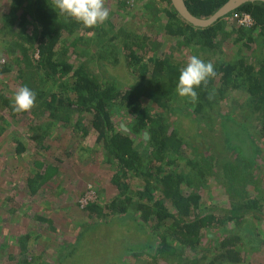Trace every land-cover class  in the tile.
<instances>
[{
	"label": "trees",
	"instance_id": "16d2710c",
	"mask_svg": "<svg viewBox=\"0 0 264 264\" xmlns=\"http://www.w3.org/2000/svg\"><path fill=\"white\" fill-rule=\"evenodd\" d=\"M161 1L167 2L170 7V10H165L168 19L164 30L173 38L174 48L181 50L187 58L196 55L205 62L213 61L216 71V76L209 80L207 87L202 84L195 88L198 99L193 110L173 102L180 70L184 68L174 59L177 52L162 57L151 56L149 63L144 64L142 56L136 52V47L142 49L144 43H134L133 38L128 40L125 35L114 33L111 20L106 21L108 29L103 33L96 27L84 28L74 20L66 22L52 8V0H12L8 14H2V46L6 47L9 60L0 68V74L16 71L19 87L27 86L35 91L36 101L30 111L17 114L12 110V99L2 95L0 135L9 129L11 121L18 123L22 119V124L27 122L17 132H12L13 141L17 144L16 154L21 157L27 152L26 143H35L44 151L48 149L45 142L56 125L69 128L75 122L74 129L79 131L81 120L78 121L77 116L88 114L91 116V129L84 130V136L92 130L97 142L102 145L107 164L116 165L112 183L119 189V196L107 206L116 212L115 217L111 219L110 214H104V208L98 202L88 204L85 211L88 219H92L89 226L83 228L74 243L60 248L53 264H63L68 256L76 253L79 240L90 231L99 234L113 232L116 237L126 238L127 235L129 239L132 234L135 241L129 240L126 254L137 259L145 258L147 264H183L186 263L185 254L198 250L204 252L202 260H209L207 264H240L243 256L239 246L259 237L253 218L264 215L263 199H250L246 193L235 189L231 196L232 199L237 196V199L230 210L202 211L201 196L184 194L182 189L183 184L192 186L190 178L165 171L164 163L174 165L175 161L170 157L179 154L185 146L192 150L201 169L212 168L213 157L207 155L211 145L199 133L198 120L193 114L202 113L207 106L213 105L215 99L235 90H243L249 96L248 104H243L242 110L250 109V116L255 115L264 139V3L248 2L211 27L196 28L179 15L170 0ZM228 1L185 0L192 15L200 19L212 16ZM145 9L150 10L151 5L146 4ZM243 14L253 20L248 29L237 22ZM76 31L80 36L67 44L66 39L69 40ZM88 34L96 37L99 59L104 58V49L109 47L111 40L113 43L121 36L114 49L109 47L110 52L115 54L116 61L123 59L124 67L141 72V80L131 77L132 80L126 82L112 76L115 79L112 84L103 85L86 65L65 60V56ZM109 34H112L111 40H108ZM228 41L233 46L241 44L235 59L222 57ZM76 50L75 56L80 53ZM104 67L106 69L108 65ZM147 76L152 84L145 82ZM143 100L146 104L142 103ZM149 104L167 110L174 120L166 122L165 116L156 114ZM185 120L196 125L192 135H181L180 125L186 124ZM122 122L128 125V130L122 129ZM221 125L225 145L234 155L235 162L224 165V175L232 182L243 175L239 171L242 165L239 162L244 161V165L254 162L257 148L244 124H239L233 115L229 119L223 118ZM147 156L152 160L145 163ZM58 171L59 167L54 164L34 161L33 171L29 172L31 176L26 181L27 195L33 198L42 194ZM132 178L143 179L144 191L137 192L139 198L131 212V186L126 180ZM233 189L230 187L227 191ZM18 190L12 188L14 196L8 199L19 197ZM156 193L161 197L158 200ZM165 201L172 205L173 212ZM37 220L45 224L51 222L41 216H36ZM226 223H232L237 233L232 235ZM134 227L148 236L146 241L139 240ZM21 247L27 250L26 243ZM207 247L209 249L205 250ZM211 252L215 253L209 259L207 255ZM200 261L191 262L197 264ZM118 264L128 263L118 261Z\"/></svg>",
	"mask_w": 264,
	"mask_h": 264
},
{
	"label": "rangeland",
	"instance_id": "374dc122",
	"mask_svg": "<svg viewBox=\"0 0 264 264\" xmlns=\"http://www.w3.org/2000/svg\"><path fill=\"white\" fill-rule=\"evenodd\" d=\"M128 1L130 2L128 3ZM11 2L12 0H0V68L9 60L6 47L2 46L4 33L1 30L4 21L2 14H8ZM146 4L151 5L150 10L145 9ZM105 6L109 8L108 20L113 22L114 33L125 35L128 40L133 38L134 43H144L142 49L136 47V52L142 56L144 64L149 63L148 58L151 56L162 57L177 52L174 59L182 66H186L188 58L181 50L177 51L174 48L173 38L166 35L164 30L168 19L165 10H170L167 2L161 0H105ZM234 20L230 22L234 24ZM105 24L106 22L96 26L97 30L101 33L107 32L108 27ZM104 26L105 28H103ZM125 28H127L126 32ZM76 32L69 40L66 39L67 44L72 43L74 38L80 36L79 31ZM9 34L12 36L11 33ZM10 35H7L8 38H11ZM121 36L112 43V34L108 35V40H111L109 43V47L112 46L111 50L114 49L118 40H121ZM95 38L94 34L84 36L64 59L77 65H86L103 85L112 84V81L115 80L112 76L126 82H130L131 77L141 80V72H134L131 68L124 67L123 59L120 60L121 62L116 61L115 54L110 52L109 47L104 49V58L99 59L97 57L99 48ZM240 45L239 43L233 46L230 41L226 42V53L222 57L235 59ZM75 50L80 52L76 56L74 55ZM103 64L108 65L107 70ZM148 65L151 66V64ZM17 75L16 71L0 74V97L6 95L12 99L16 89L19 88L20 81ZM150 81L147 76L145 82L152 84ZM173 99L175 104L191 110L195 108L197 102L193 103L187 97L182 98L178 93L174 95ZM248 100L249 96L243 90H235L228 93L227 96L215 99L213 105L207 106L202 113L193 114V117L198 120L199 133L211 145L207 155L213 157L212 168L201 169L192 150L185 146L182 147L179 154L170 157L175 161L174 165L167 166L164 163L165 171L190 178L192 186L187 187L183 184L182 189L184 194L194 193L201 196L202 211L208 209L230 210L237 199V196H234L233 199L231 196L234 195L232 192L235 189H239L242 194L246 193L250 199L264 200V139L255 115L250 116V109L242 110L243 104L247 105ZM145 102L143 100L142 103ZM149 107L156 114L164 115L166 122L174 120V118L171 119L172 114L167 110L160 109L154 104H149ZM232 115L239 124H244L253 145L257 148L255 151L257 157L254 162L249 165H244V161L239 162L242 163L239 166V171L241 170L243 175L232 181L233 183L224 175L226 174L224 165L235 161L233 152L225 145L221 125L223 118L229 119ZM76 119L81 120L79 131L74 129L75 122L69 128L56 125L51 136L45 142L48 149L44 151L35 143L30 142L29 145L26 143L27 152L21 156L22 158L16 154L17 144L13 141L12 132H17L27 122L22 124L21 119L18 123H12L11 120H8L11 121V126L13 124L16 126H10L0 135V264H53L52 261L57 258L60 248L63 245L69 246L70 243H74L83 228L89 226L92 219H88L85 208L90 203L98 202L104 208V214H110L111 219L115 217L116 212H112L107 206L119 196V189L112 183L116 165L107 164L102 145L97 142L92 130L84 136V130L91 129V116L83 114L77 116ZM120 124L123 130H128L126 123ZM180 130L181 135H192L196 131V125L194 122H187L180 125ZM144 159L145 163L152 160L149 156ZM34 161L54 164L59 167V171L56 173V177H53L56 180L50 181L42 194L32 198L27 195L26 181L31 176L29 172L33 171ZM202 165L204 166V164ZM162 174L164 173L162 172ZM126 182L131 186L129 195L132 196L133 201L129 208L132 212L139 198L137 192L144 191V181L132 178L127 179ZM230 187L234 189L228 192L227 189ZM12 188H18L20 196L8 199L14 196ZM156 197V200L161 198L159 193H156ZM165 204L173 212L172 205L168 201H165ZM262 212H264V202ZM36 216L45 217L51 222L45 224L42 221H35ZM250 219L252 220V217ZM253 219L259 237L249 239V241H245V244L239 246V251L243 256L240 264H264V215ZM225 226L232 235L237 233L236 227L232 223H226ZM133 229L136 230L134 233L139 237V240H147L148 236H145V233L136 227ZM28 234H31L30 237L22 242V239ZM87 234L85 238L79 240V249L76 253L68 256L63 264H118V261L128 264H147L148 260L145 258L137 259L127 256L129 240L135 241L132 234L130 239L127 238V235L126 238L116 237L113 232L99 234L90 231ZM24 243L27 244V250L21 247ZM208 249L209 247L205 248V250ZM214 253H208V258L210 259ZM204 255V252L198 250L185 254L184 260L187 264H194L191 261L196 259L200 261L201 259L197 264H207L209 260H202Z\"/></svg>",
	"mask_w": 264,
	"mask_h": 264
},
{
	"label": "clouds",
	"instance_id": "9594fccd",
	"mask_svg": "<svg viewBox=\"0 0 264 264\" xmlns=\"http://www.w3.org/2000/svg\"><path fill=\"white\" fill-rule=\"evenodd\" d=\"M52 8L65 19L74 20L84 28H94L105 23L110 16L105 0H52ZM216 76L214 65L205 62L196 55L188 58L187 64L180 70L176 92L182 98L187 97L195 103L198 94L195 88L202 84L207 87L211 78ZM36 93L27 86L16 89L11 107L17 113L30 111L35 106Z\"/></svg>",
	"mask_w": 264,
	"mask_h": 264
},
{
	"label": "water",
	"instance_id": "95a60500",
	"mask_svg": "<svg viewBox=\"0 0 264 264\" xmlns=\"http://www.w3.org/2000/svg\"><path fill=\"white\" fill-rule=\"evenodd\" d=\"M173 7L179 13V15L189 24L196 28H208L213 26L220 19L228 16L229 14L235 12L242 5L248 2H263L264 0H229L225 5H223L218 11H216L212 16L206 19H200L192 15L189 11L185 0H170Z\"/></svg>",
	"mask_w": 264,
	"mask_h": 264
},
{
	"label": "built area",
	"instance_id": "2783aa9c",
	"mask_svg": "<svg viewBox=\"0 0 264 264\" xmlns=\"http://www.w3.org/2000/svg\"><path fill=\"white\" fill-rule=\"evenodd\" d=\"M238 24L243 28H250L253 25L252 18L247 15L243 14L237 19Z\"/></svg>",
	"mask_w": 264,
	"mask_h": 264
}]
</instances>
